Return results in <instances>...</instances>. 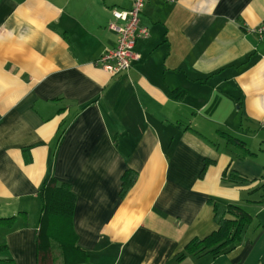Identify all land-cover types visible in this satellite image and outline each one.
Here are the masks:
<instances>
[{"label":"crops","instance_id":"1","mask_svg":"<svg viewBox=\"0 0 264 264\" xmlns=\"http://www.w3.org/2000/svg\"><path fill=\"white\" fill-rule=\"evenodd\" d=\"M130 4L0 0V219H10L0 264H39L47 178L74 195L84 264L264 255V41L253 33L264 0H147L139 18L149 37L114 78L97 60L116 47L110 11ZM228 205L251 218L239 245L225 256L185 253L231 218Z\"/></svg>","mask_w":264,"mask_h":264},{"label":"trees","instance_id":"2","mask_svg":"<svg viewBox=\"0 0 264 264\" xmlns=\"http://www.w3.org/2000/svg\"><path fill=\"white\" fill-rule=\"evenodd\" d=\"M135 178L132 172L123 176L121 195L128 191ZM228 180L238 183L245 181L233 173L229 174ZM39 198L41 212L35 238L39 264H84L87 255L77 247L76 235L71 226L74 195L69 187L47 178L40 187ZM225 213L231 218H220L218 229L202 240L191 241L186 245L185 253L199 255L206 252L217 257L233 251L239 245L242 230L251 223V218L241 208L232 205H228ZM9 220L0 219V225ZM261 256L259 264H264V255Z\"/></svg>","mask_w":264,"mask_h":264},{"label":"built area","instance_id":"3","mask_svg":"<svg viewBox=\"0 0 264 264\" xmlns=\"http://www.w3.org/2000/svg\"><path fill=\"white\" fill-rule=\"evenodd\" d=\"M163 3H172L174 0H156ZM147 0H130V9L110 11L113 19L107 29L117 37L116 47L106 51L99 59L102 70L106 71L111 77L123 75L128 72L131 64L139 60V56L134 53L136 42L145 40L149 37L147 28L140 24V16ZM260 41H264V26H259L253 30Z\"/></svg>","mask_w":264,"mask_h":264}]
</instances>
